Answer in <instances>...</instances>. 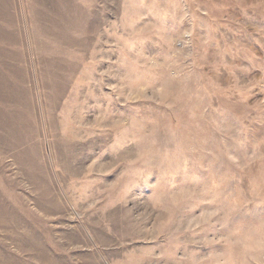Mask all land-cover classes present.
Returning <instances> with one entry per match:
<instances>
[{
	"label": "rangeland",
	"instance_id": "rangeland-1",
	"mask_svg": "<svg viewBox=\"0 0 264 264\" xmlns=\"http://www.w3.org/2000/svg\"><path fill=\"white\" fill-rule=\"evenodd\" d=\"M0 264H264V0H0Z\"/></svg>",
	"mask_w": 264,
	"mask_h": 264
}]
</instances>
